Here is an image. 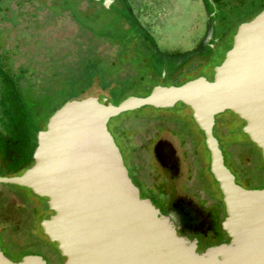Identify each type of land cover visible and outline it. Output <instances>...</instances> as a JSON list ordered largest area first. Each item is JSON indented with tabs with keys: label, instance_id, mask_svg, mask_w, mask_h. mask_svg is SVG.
<instances>
[{
	"label": "water",
	"instance_id": "water-1",
	"mask_svg": "<svg viewBox=\"0 0 264 264\" xmlns=\"http://www.w3.org/2000/svg\"><path fill=\"white\" fill-rule=\"evenodd\" d=\"M112 0H102L105 7ZM210 13L211 5L207 2ZM130 34V31H128ZM130 37V36H129ZM180 102L203 135L208 170L224 206L227 242L195 251L166 215L138 194L107 129L109 118L143 105ZM230 111L264 161V9L238 25L234 42L210 79L151 87L144 96L68 99L36 131L32 163L0 182L44 197L52 213L38 224L56 246L61 264H264V187L234 181L212 133L214 115ZM0 264H45L38 254L17 261L0 250Z\"/></svg>",
	"mask_w": 264,
	"mask_h": 264
},
{
	"label": "rangeland",
	"instance_id": "rangeland-1",
	"mask_svg": "<svg viewBox=\"0 0 264 264\" xmlns=\"http://www.w3.org/2000/svg\"><path fill=\"white\" fill-rule=\"evenodd\" d=\"M42 1L45 4L51 2V0ZM90 2L95 3L93 4L95 7H90L91 5L87 4ZM128 2L146 31L141 37L138 32L134 33L133 29L128 28L126 34L128 37L130 36L128 43L131 48L120 58L117 53L126 48L121 43H124V41L119 42L118 45L116 43L114 48L110 47L107 52L115 55L116 61L110 67L112 69L105 70L107 74L111 73L110 77L116 81L112 84H116L118 91L126 92L127 96H136L149 89L146 86L149 83L145 84L143 81L139 82L137 79L135 81L133 79L142 74L145 77L153 78L152 73H150L153 62L161 64L169 59L183 62L182 67L176 72L179 81L196 75H203L210 79L213 68L219 64L226 50L233 44L238 25L248 21L264 9V0H205L206 6L201 3V0H128ZM207 2L211 5L210 13H208ZM14 3L16 4V2ZM101 3L102 0H81L78 5V8L83 11H80L81 21L87 29H90L94 39H101L99 35H106L101 32L115 27L113 20H116L115 16L117 15L110 12L115 11L113 4L117 1L114 0L105 7H102ZM46 7L47 5L44 6V4L38 6L40 19L45 18L47 9L52 15L60 12L55 10L54 7ZM3 9L9 10L3 13L1 11ZM16 10L17 5L13 7V0H0V18L8 17L11 19ZM116 11L119 14V10ZM91 22L95 30L87 26ZM119 24L116 27H119ZM16 25L17 28L13 30V35L27 42L29 47L33 43L34 32L39 31V36L43 34V37L47 40L65 38L75 32L73 24L60 18H55L40 30L23 28L21 23ZM128 31H130V34ZM105 37L112 40L117 39V36L107 35ZM2 38V32L0 31V41L4 40ZM34 44H39L38 39ZM104 45L106 44L100 43L98 48L100 49ZM93 46V44H88L85 50L83 49L82 60L85 59L86 63L98 58L94 54ZM81 48L80 50H82ZM104 51H102L103 54L106 53ZM191 54H194V56ZM112 60L113 57L108 56L105 59L106 62L104 61L102 65H100V61L96 60L98 62L97 66L105 69L107 65L105 63ZM163 74L164 72L161 75L163 76ZM104 78L99 71H96L93 77L94 82H91L81 72L73 71L72 74L68 65L58 70L56 75L46 78V81L42 84L43 90L38 91L39 93L37 92L36 98H34L36 102H28L24 106L30 115L20 113L15 116L14 123L12 122L15 124V128H7L1 134V136H6L5 141L7 139L15 141L14 144L12 140H7L4 143L5 160L3 163L0 162L3 169L1 173L6 174L13 170H20L31 164V152L35 145L34 136L36 131L44 128L45 116L51 108L63 100L79 99L85 96H101V92L104 93L105 91L103 92V89L99 88V83H102ZM124 80H127L128 83H123ZM156 82L160 85L175 84L171 77L156 78ZM106 93L108 94V92ZM121 115L120 118L125 116ZM214 117L215 125L212 127V133L220 145L225 166L234 170L237 174L240 172L238 166H241L240 169L242 168L249 176L248 183H252L255 187H264V161L260 158L259 148L256 147L254 150L251 146L252 154H250V151L246 149L248 146L246 148L240 147V144L248 141L247 136L241 131L243 121L227 110L214 115ZM116 118V116L111 117L106 124L111 135L114 134L115 127L113 124ZM7 122L8 120L1 119L0 126H5ZM34 124L37 125L35 129L33 128ZM198 134L199 145L207 159V151L203 148L201 132L199 131ZM5 148L7 149L5 150ZM243 156L247 159V164L242 161V159L244 160ZM10 159H13V161L8 164ZM240 162L243 165H240ZM238 184H245V180L242 179V182H238ZM18 187L21 186L0 182V226L4 230L3 244H11L13 251L21 249L20 253L30 250L35 251L46 259L47 264H58L61 256L58 254L56 246L49 242L41 232L38 224L39 218L45 217L51 211L45 207L44 198H37L27 190L22 191L24 196L12 192L16 191L15 189ZM28 200L30 202H27ZM30 207L34 209L32 213L28 210ZM30 214H32V220L29 222L28 216ZM6 219L8 222H5ZM5 253L11 257L6 251ZM26 254L28 253L23 255Z\"/></svg>",
	"mask_w": 264,
	"mask_h": 264
},
{
	"label": "flooded vegetation",
	"instance_id": "flooded-vegetation-1",
	"mask_svg": "<svg viewBox=\"0 0 264 264\" xmlns=\"http://www.w3.org/2000/svg\"><path fill=\"white\" fill-rule=\"evenodd\" d=\"M121 114L127 117L120 118ZM116 117L112 137L139 196L148 198L154 207L166 215L180 235L188 240L194 239L197 253L203 252L209 245L227 242L221 194L208 170V152L206 159L199 145L200 130L194 123L188 106L180 102L172 107L143 105L123 111ZM240 147L244 148L242 144ZM243 158L242 161L247 164V159ZM4 160L5 154L2 153L0 161L3 163ZM240 164L243 165L241 162ZM28 165L14 175L21 173ZM229 170L238 183L236 174ZM241 176L245 180V184H240L241 186L247 189L260 188L248 183L247 172L242 171ZM30 193L33 194L31 191ZM28 210L30 213L34 211L32 207ZM5 222H8L7 219ZM3 231L0 226V250L8 259L17 261L14 255L10 254L9 257L5 253L14 251L11 244H3ZM41 258L47 264L46 259L43 256ZM60 261L58 264H61Z\"/></svg>",
	"mask_w": 264,
	"mask_h": 264
},
{
	"label": "trees",
	"instance_id": "trees-1",
	"mask_svg": "<svg viewBox=\"0 0 264 264\" xmlns=\"http://www.w3.org/2000/svg\"><path fill=\"white\" fill-rule=\"evenodd\" d=\"M80 1L81 0H51L52 4L51 2L45 4V2H43L42 0H13V7L17 5V10L14 11L13 18H0V31L2 32V39H4L0 41V120H8L5 126H0V156L2 155V153L4 154V143L8 140L7 139L5 141L6 136H1V134H3L4 130H7V128H15V124H13L15 116H18L20 113L30 115L29 111L24 107L26 103H35L36 101L34 98H36L38 91L43 90L42 84L46 81V78H50L51 76L56 75L58 73V70H61L63 66L68 65L72 71V74L73 71L81 72L82 75L87 77V79L91 82H94V74L96 73V71H99L105 77L103 82L99 83V88L101 90L103 89V92L105 91L104 93L101 92L100 97L107 99L109 98L108 100L112 103H116L127 96L126 92L123 93L122 91H118L119 89L117 85L112 84L116 81L113 80L112 77H110L111 73L107 74V72L105 71L108 69H112L110 67H112L114 62L116 61V56L111 55V53L107 51L110 47L114 48L116 43L118 45L119 42L124 41L125 44L123 42L121 43L126 48L123 47L124 50L117 53V56L121 58V56L125 52H127L129 48H131L128 43L129 37L126 34V30L128 28H131V30H134V33L138 32L142 37V34H144V32L146 31L144 25L138 21V18L133 12V8L132 6H130L128 0H116L117 3L113 4V8H115V11L113 13L110 12L111 14L117 15L115 16L116 20H113L115 27L106 29L105 31L101 32L103 34H106L104 36L99 35V38L101 39H94V37L90 33V29H87L85 27L86 25H84L83 21H81L80 11L82 10L78 8ZM14 2H16V4ZM201 3L203 5L206 4L205 0H201ZM41 4H44V6L47 5L46 8L54 7L56 8L55 10L60 12H58V14L53 13L54 15H52V13H50V11L47 9V15L45 16V18L43 17L40 19L37 9ZM87 4L91 5L90 7H95L93 5L95 3L93 2ZM8 10L9 9H3L1 11L3 13H6ZM116 10H119V14ZM55 18H60L61 20H65L66 22L73 24V26L75 27V32L71 36L65 38H51L48 40L43 37L42 33V36H39V31L34 32L32 38L33 43L30 47L28 46L29 44L27 42H24L13 35V30L17 28L16 24L18 23H21V27L23 28L40 30L44 28L45 25L49 24L52 20H55ZM118 24L119 27H116V25ZM87 26L94 29L92 22L88 23ZM107 35H110L112 37L117 36V39H109L105 37ZM36 39H38L40 45L34 44ZM100 43L106 44L102 47L103 49L100 48L102 51L105 50L104 52L106 53L104 54L98 48ZM85 44L94 45V54L98 58L87 63L85 62V59L82 60V56L84 55L83 49L85 50L86 47ZM80 48L82 50H80ZM105 55H107V57H113V60L105 63L107 65L105 66V69H103L102 67L97 66V61H100V65H102V63L107 58L105 57ZM191 55L194 56V54ZM152 64L153 68L150 73H152L153 78L147 76L145 77L144 74H142L141 76L136 77L133 80L135 81L137 79L139 82L143 81L145 84L149 83L146 86L150 89L152 86L157 84L156 78L171 77L175 81V84H179L187 79L195 77L193 76L179 81L178 77H176V72L183 65V62L179 60L169 59L162 62L161 64L157 62H153ZM164 71L165 73L162 76L161 74ZM105 72L107 76L105 75ZM126 81L127 80H124L122 82L128 83ZM106 88L107 90H105ZM149 89L139 95L147 94L149 92ZM106 92H108V94ZM63 102L64 100L59 102L57 105H55V107L51 108L50 111L47 112L44 123L46 122L47 117ZM39 114H41V112H39ZM36 127L37 125L34 124L33 128L35 129ZM12 143L14 144L15 141L12 140ZM242 146L244 148L248 146L246 149L250 151V154H252L251 146L252 148H254V150L256 148L255 144H253L249 140L247 141V143H244V145L242 144ZM12 161L13 159L8 160V164ZM240 167L241 166H238L240 171L238 172V174L234 170H232L236 174V180L238 182H242L243 179L241 176L243 170L242 168L240 169ZM2 170L3 169L0 166V176L14 175L18 171L17 169L4 174L1 173ZM15 190L16 191L12 192H17L22 196H24V192H22L23 190L29 191L22 186L18 187ZM31 220L32 215L30 214L28 216V221L30 222ZM20 251L21 249L19 251H14L13 253H8L14 255L17 260L25 253H37L32 250L23 251L21 253Z\"/></svg>",
	"mask_w": 264,
	"mask_h": 264
}]
</instances>
